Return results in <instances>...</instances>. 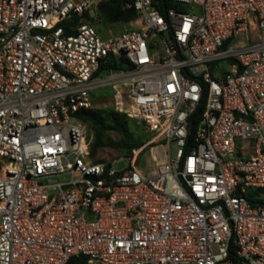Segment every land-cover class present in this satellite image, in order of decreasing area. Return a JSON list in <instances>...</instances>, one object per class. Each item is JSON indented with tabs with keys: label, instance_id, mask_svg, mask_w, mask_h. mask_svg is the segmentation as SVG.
<instances>
[{
	"label": "built area",
	"instance_id": "obj_1",
	"mask_svg": "<svg viewBox=\"0 0 264 264\" xmlns=\"http://www.w3.org/2000/svg\"><path fill=\"white\" fill-rule=\"evenodd\" d=\"M163 1L0 0V264H264V0ZM104 87L154 136L96 162Z\"/></svg>",
	"mask_w": 264,
	"mask_h": 264
},
{
	"label": "trees",
	"instance_id": "obj_2",
	"mask_svg": "<svg viewBox=\"0 0 264 264\" xmlns=\"http://www.w3.org/2000/svg\"><path fill=\"white\" fill-rule=\"evenodd\" d=\"M128 0H101L97 7L96 19L97 23L102 26H113L116 24H126L135 21L136 12L133 7H128ZM172 5L170 0H164L160 11L165 13ZM92 21V19H90ZM100 33V32H99ZM101 34V33H100ZM113 68L118 69L116 65ZM77 117L85 124L92 125L93 132L95 133V139L91 141L90 154L96 162L102 160L96 159V153L99 149L112 148L115 150H121L124 156L131 154V151L137 149L143 145L135 140L134 134L129 128V118L121 113L115 112L111 109L108 110H96L87 109L80 110L77 113ZM108 132H115L120 135L117 142L109 141L107 144L102 143V140L96 134L104 135ZM264 193V191H263ZM255 203L264 205V199ZM68 264H84L83 258H71Z\"/></svg>",
	"mask_w": 264,
	"mask_h": 264
},
{
	"label": "rangeland",
	"instance_id": "obj_3",
	"mask_svg": "<svg viewBox=\"0 0 264 264\" xmlns=\"http://www.w3.org/2000/svg\"><path fill=\"white\" fill-rule=\"evenodd\" d=\"M97 11V10H96ZM95 11V15H96ZM134 21L126 24H116L113 26H102V29H99L100 24L96 23L93 24L95 27H97V30L101 33L102 37H106L108 34H118L126 29H130L134 27ZM91 97V103L93 104V108L96 110H108L113 109V99H112V90L109 87H104L100 89H96L93 91ZM130 119V118H129ZM87 129V136L92 141L95 139V133L93 132V126L92 125H85ZM129 128L131 132L134 134L135 140L139 143H147L149 140L153 138V133L148 130L146 125L137 120V119H130L129 120ZM96 138H100L102 140V143H108L109 141L117 142L120 138V135L115 132H108L104 135L96 134ZM161 145L165 150H167V146L163 141H156L153 145L147 146L143 152L140 154L138 158V164L137 166L143 170L146 173H149L153 169V163L151 162L149 158V150L152 146ZM172 150L175 152V145L172 144ZM124 153L121 150H115L112 148L107 149H99L96 153V159L102 160V161H109L111 159L120 158L123 157ZM61 178L58 176H55L51 178V182H58ZM264 198V196H263Z\"/></svg>",
	"mask_w": 264,
	"mask_h": 264
},
{
	"label": "crops",
	"instance_id": "obj_4",
	"mask_svg": "<svg viewBox=\"0 0 264 264\" xmlns=\"http://www.w3.org/2000/svg\"><path fill=\"white\" fill-rule=\"evenodd\" d=\"M109 35V34H108ZM162 149H163V147L161 146V145H157V151L159 152V153H162Z\"/></svg>",
	"mask_w": 264,
	"mask_h": 264
},
{
	"label": "water",
	"instance_id": "obj_5",
	"mask_svg": "<svg viewBox=\"0 0 264 264\" xmlns=\"http://www.w3.org/2000/svg\"><path fill=\"white\" fill-rule=\"evenodd\" d=\"M155 1H157V0H155Z\"/></svg>",
	"mask_w": 264,
	"mask_h": 264
}]
</instances>
